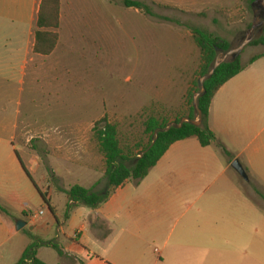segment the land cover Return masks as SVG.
Returning <instances> with one entry per match:
<instances>
[{
    "label": "rangeland",
    "instance_id": "1",
    "mask_svg": "<svg viewBox=\"0 0 264 264\" xmlns=\"http://www.w3.org/2000/svg\"><path fill=\"white\" fill-rule=\"evenodd\" d=\"M131 1L144 3L153 15L128 8L125 0H61L59 45L52 55L25 52L19 56L16 68H10L14 55L8 51L10 46H3L0 52L6 66L0 71V125L17 118L14 142L18 151L38 157L41 169L30 178L19 163L20 177L31 185L32 195L20 199L18 206L37 222L50 218L49 212L39 215L42 200L35 183L44 195L54 197V204L58 206L61 201L59 223L47 234L33 233L30 225L18 233V239L36 243L39 248L41 241L46 240L61 249L68 242L66 235L73 237L75 229L84 222L76 207L70 216L77 215V220L65 216L68 206L64 191L77 184L98 192L108 188L104 159L94 137L95 124L107 117L118 125L122 140L135 147L143 135V123L152 112L173 124L176 118H187V98L201 59L192 30L199 28L223 37L236 49L248 31L264 21L262 9L249 0ZM18 2L3 0V12L14 11ZM16 31L7 23L2 27V38L13 42L9 35L16 36ZM255 31L256 38L264 33ZM29 33L33 41L35 31ZM26 40L29 44V36ZM256 55H264V46L248 45L240 54L243 66L249 68ZM233 57L234 54L227 60ZM253 71L259 78L254 91L264 93V58ZM7 139L0 127V168L6 170L9 164L1 142L5 144ZM231 172L242 188L252 193L256 210L250 219L260 242L264 239V149L254 169L246 170L248 181L233 167ZM101 227L104 233L108 232V226ZM115 228L116 224L109 225L110 231ZM159 246L147 244L144 264H154ZM40 257L48 264L63 261L56 249L48 247H42ZM68 260L74 262L73 258Z\"/></svg>",
    "mask_w": 264,
    "mask_h": 264
},
{
    "label": "crops",
    "instance_id": "2",
    "mask_svg": "<svg viewBox=\"0 0 264 264\" xmlns=\"http://www.w3.org/2000/svg\"><path fill=\"white\" fill-rule=\"evenodd\" d=\"M41 2L20 0L15 10L7 13L0 0V52L3 46H10L8 51L14 54L10 68H16L22 53H34L35 38L31 41L27 33L36 30ZM7 23L18 30L16 36L9 35L13 42L8 43L2 38V27ZM25 59L28 62L27 55ZM262 59L244 67L215 95L209 116V127L217 137L213 145L204 148L197 138L177 142L141 182H127L97 209L76 207L84 222L73 237L66 235L68 242L61 248L64 255L59 264H144L148 243L160 245L155 249L158 259L154 264H264V239L258 241L250 219L256 204L251 191L243 189L231 172L236 159L252 171L264 149V93L254 91L259 78L253 71ZM2 61L0 57V71L6 67ZM16 119L0 125L8 137L1 145L9 164L7 170L0 168V201L8 211L0 213V264H17L33 243L18 239V221L26 222L25 227L30 225L33 233L47 234L60 216L61 201L57 206L48 194L46 204L35 182L42 200L39 215L49 212L50 218L37 222L18 206L20 199L32 195L31 185L20 177L19 163L32 178L41 169L38 157L18 151L14 142ZM65 201L67 207L68 195ZM73 216L69 220H77V215ZM111 223L116 228L110 231ZM101 226H108V232ZM48 242L42 240L37 251V258L46 264L40 257L42 247L56 244Z\"/></svg>",
    "mask_w": 264,
    "mask_h": 264
},
{
    "label": "trees",
    "instance_id": "3",
    "mask_svg": "<svg viewBox=\"0 0 264 264\" xmlns=\"http://www.w3.org/2000/svg\"><path fill=\"white\" fill-rule=\"evenodd\" d=\"M249 1L253 5L256 0ZM61 4V0H42L35 30V54L49 56L56 51L59 45L57 30L60 28ZM125 5L128 8L135 7L139 10H145L148 14L153 15L142 2L125 0ZM192 39L194 45L200 50L201 59L197 79L187 98L190 105L187 119L190 122H186L181 128L172 127L169 131L162 132L160 130L166 129L173 123L161 114L152 112L145 119L143 135L134 147V145L127 144L122 140L117 124L109 122L107 117L98 121L94 127V137L98 143L99 152L104 159L108 188L104 192H98L94 188L88 189L77 184L64 191L70 200L66 212L67 218L70 217V213L75 207L84 206L97 209L108 202L111 196L127 182L135 181L139 183L144 180L175 143L189 138H197L201 146L206 148L217 141L216 134L209 127L212 101L226 83L243 72L244 66L241 56H239L235 61L223 63L215 74L205 81L207 92L199 99V106L203 113V123L201 127L193 125V121H198V115L194 108V95L200 91L199 79L210 72L216 61L218 51L229 52L232 49V43L223 37L213 35L199 28L192 30ZM250 46H264V33L256 38ZM262 57L264 55L254 56L250 60V64H254ZM181 120L176 118L174 124L179 125ZM158 130L160 132H158L157 140L154 143ZM145 139L148 141L145 142ZM21 165L27 176L32 178L22 162ZM42 196L45 203L49 205L45 195L42 194ZM51 210L54 212L53 209ZM0 213L8 214L7 209L1 203ZM53 248L58 251L60 256L64 255L56 244H53ZM38 249L36 243L29 246L17 264H28L29 262H31L30 264H46L37 258Z\"/></svg>",
    "mask_w": 264,
    "mask_h": 264
},
{
    "label": "water",
    "instance_id": "4",
    "mask_svg": "<svg viewBox=\"0 0 264 264\" xmlns=\"http://www.w3.org/2000/svg\"><path fill=\"white\" fill-rule=\"evenodd\" d=\"M253 6H258L260 9H262V11L264 12V0H256L253 4ZM264 31V21L258 25V26H253L251 28L250 31H248L247 33V36H246V39L241 43V45L236 48V49H231L229 52H219L218 51V55H217V58H216V61L213 65V67L211 68L210 72L205 75L204 77L200 78L199 79V87H200V91L197 92L195 95H194V108L196 110V113L198 115V121H193L192 124L197 126V127H201L202 123H203V113H202V110L200 109V106H199V99L204 96L206 94V88H205V81L208 80L209 78H211L216 70L223 64V63H226V62H231V61H235L239 56L240 54L242 53V51L248 46L250 45L257 37L256 35V31ZM234 54V57L232 58V60H227V58ZM224 56V59H220L221 56ZM186 122H190L189 119L187 118H183L181 120V123L179 125L177 124H171L169 127H167L166 129H162L160 131L162 132H167L169 131L172 127H177V128H181ZM159 130L157 131L156 135H155V138H154V143L155 141L157 140V134L158 132H160ZM153 143V144H154ZM232 167L239 173V175L241 177H243L246 181H248V175H247V172L244 168V166L241 164V162L239 160H235L232 164ZM27 225L26 222L24 221H18L17 222V230H22L25 226ZM32 230V229H31Z\"/></svg>",
    "mask_w": 264,
    "mask_h": 264
},
{
    "label": "built area",
    "instance_id": "5",
    "mask_svg": "<svg viewBox=\"0 0 264 264\" xmlns=\"http://www.w3.org/2000/svg\"><path fill=\"white\" fill-rule=\"evenodd\" d=\"M44 214V212H41V215H43ZM37 217V215L35 216V218ZM31 262H29L28 264H30Z\"/></svg>",
    "mask_w": 264,
    "mask_h": 264
},
{
    "label": "flooded vegetation",
    "instance_id": "6",
    "mask_svg": "<svg viewBox=\"0 0 264 264\" xmlns=\"http://www.w3.org/2000/svg\"><path fill=\"white\" fill-rule=\"evenodd\" d=\"M261 11V13H263V11L262 10H260Z\"/></svg>",
    "mask_w": 264,
    "mask_h": 264
}]
</instances>
